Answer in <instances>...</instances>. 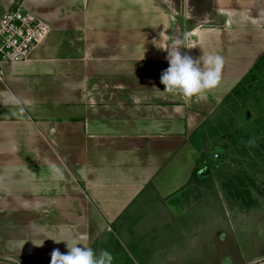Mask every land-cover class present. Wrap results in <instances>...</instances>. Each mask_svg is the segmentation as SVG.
<instances>
[{
    "label": "crops",
    "instance_id": "1",
    "mask_svg": "<svg viewBox=\"0 0 264 264\" xmlns=\"http://www.w3.org/2000/svg\"><path fill=\"white\" fill-rule=\"evenodd\" d=\"M16 1L49 32L0 64V264H50L67 244L112 264L193 260L216 218L189 179L192 137L264 52V0H213L220 23L184 33L182 54L223 58L187 102L160 82L176 20L162 0H0V16Z\"/></svg>",
    "mask_w": 264,
    "mask_h": 264
},
{
    "label": "rangeland",
    "instance_id": "2",
    "mask_svg": "<svg viewBox=\"0 0 264 264\" xmlns=\"http://www.w3.org/2000/svg\"><path fill=\"white\" fill-rule=\"evenodd\" d=\"M162 1L176 17L173 38H182L186 31L196 25L220 23L211 9L213 0ZM253 60L250 59V62ZM247 100L244 107L236 105L235 112L225 107V124H232L228 130L230 137L227 135L221 144L208 147L199 158L198 165L205 162L210 173H206L209 178L202 182L205 186L200 185L196 190L199 195H204V190L206 195H211L209 203L216 218V229L215 233L210 232L208 237L203 238L204 241L201 240L202 250L193 253L194 256L190 253L189 257L193 260L189 258L185 264H264V161L250 157L247 152H237L235 147L241 144V138L234 143L231 139L233 136L239 137L240 132L233 134L238 128L245 126L241 133L254 128L252 120L264 114V100L257 103L252 97ZM232 173L239 177L238 180L229 178ZM244 173L250 179L244 178ZM241 184H244V189ZM233 186L239 193L235 194ZM114 263L125 264V261L119 256Z\"/></svg>",
    "mask_w": 264,
    "mask_h": 264
},
{
    "label": "clouds",
    "instance_id": "3",
    "mask_svg": "<svg viewBox=\"0 0 264 264\" xmlns=\"http://www.w3.org/2000/svg\"><path fill=\"white\" fill-rule=\"evenodd\" d=\"M187 36L170 38L165 45H161L167 53L168 67L163 70L160 82L164 85L163 92L182 96L188 99L215 88L221 79L223 58L216 54H204L193 60L188 54H182L181 48L188 47ZM23 112V108L20 110ZM53 173L62 179V173L55 166H51ZM55 242L59 243L53 239ZM68 246L66 253L54 249L50 254V264H112L113 257L107 250L97 255L90 247Z\"/></svg>",
    "mask_w": 264,
    "mask_h": 264
},
{
    "label": "trees",
    "instance_id": "4",
    "mask_svg": "<svg viewBox=\"0 0 264 264\" xmlns=\"http://www.w3.org/2000/svg\"><path fill=\"white\" fill-rule=\"evenodd\" d=\"M249 97L257 100L255 103H257L261 99L264 100V53L260 55V57L252 65V67L243 75V77L236 83L231 91L224 97L217 111L210 118H207L199 126L197 132L194 133L192 140H199V145H197L199 151H201L199 153V158L205 151H207L208 147L221 144V140L227 138V135L230 137L231 133L228 132V130L232 124H225V118H227V108L225 107L227 106L233 109L232 111L235 110L234 107L238 104L243 105L244 107L248 103L247 99H249ZM244 101L246 102V104ZM217 114L219 115L216 119ZM215 121L217 123H215ZM252 122H254V128H250L247 132L245 131L244 133H241V131L243 130V128H245V126L238 128L233 132V134L240 132L239 137L236 138L235 136H233L231 139L234 143V141L241 138V144L235 147L237 152H247L250 157H258L262 161H264V114L259 115L257 118H254ZM246 149H248V151ZM197 165L193 168L189 179L191 181L200 182L205 178H209L208 175H206V173H210L208 170L209 166L205 162L201 165ZM233 174L234 173H232L229 178H236L238 180L239 177L234 176ZM243 175L244 178L250 179V176L246 173H244ZM241 185L244 189V184ZM226 189L228 190V187ZM232 189L234 190L235 194H237L238 190H236L234 186Z\"/></svg>",
    "mask_w": 264,
    "mask_h": 264
},
{
    "label": "built area",
    "instance_id": "5",
    "mask_svg": "<svg viewBox=\"0 0 264 264\" xmlns=\"http://www.w3.org/2000/svg\"><path fill=\"white\" fill-rule=\"evenodd\" d=\"M48 32V27L20 1L14 2L0 16V64L28 60Z\"/></svg>",
    "mask_w": 264,
    "mask_h": 264
}]
</instances>
